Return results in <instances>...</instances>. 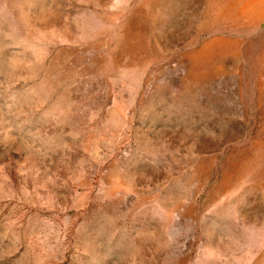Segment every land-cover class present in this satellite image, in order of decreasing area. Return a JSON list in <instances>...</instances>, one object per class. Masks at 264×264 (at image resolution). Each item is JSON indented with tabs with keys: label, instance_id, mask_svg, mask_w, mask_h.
<instances>
[{
	"label": "rangeland",
	"instance_id": "374dc122",
	"mask_svg": "<svg viewBox=\"0 0 264 264\" xmlns=\"http://www.w3.org/2000/svg\"><path fill=\"white\" fill-rule=\"evenodd\" d=\"M0 264H264V0H0Z\"/></svg>",
	"mask_w": 264,
	"mask_h": 264
}]
</instances>
